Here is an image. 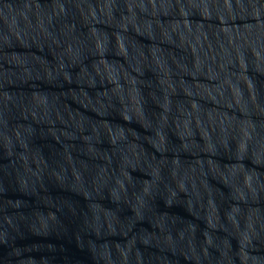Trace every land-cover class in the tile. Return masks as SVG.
I'll list each match as a JSON object with an SVG mask.
<instances>
[{
    "label": "water",
    "instance_id": "95a60500",
    "mask_svg": "<svg viewBox=\"0 0 264 264\" xmlns=\"http://www.w3.org/2000/svg\"><path fill=\"white\" fill-rule=\"evenodd\" d=\"M0 264H264V0H0Z\"/></svg>",
    "mask_w": 264,
    "mask_h": 264
}]
</instances>
